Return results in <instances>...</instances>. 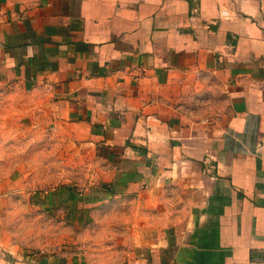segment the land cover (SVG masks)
Segmentation results:
<instances>
[{
  "label": "crops",
  "instance_id": "1",
  "mask_svg": "<svg viewBox=\"0 0 264 264\" xmlns=\"http://www.w3.org/2000/svg\"><path fill=\"white\" fill-rule=\"evenodd\" d=\"M0 82L90 157L115 254L0 264H264V0H0Z\"/></svg>",
  "mask_w": 264,
  "mask_h": 264
},
{
  "label": "rangeland",
  "instance_id": "2",
  "mask_svg": "<svg viewBox=\"0 0 264 264\" xmlns=\"http://www.w3.org/2000/svg\"><path fill=\"white\" fill-rule=\"evenodd\" d=\"M13 89L0 82V260L88 251L109 262L115 254L98 248L110 240L113 205L96 199L113 193L106 185L94 187L90 157L50 138L42 109L30 107L25 93Z\"/></svg>",
  "mask_w": 264,
  "mask_h": 264
}]
</instances>
